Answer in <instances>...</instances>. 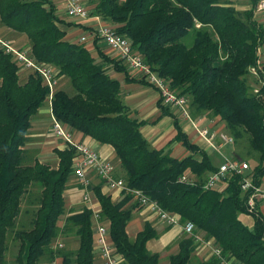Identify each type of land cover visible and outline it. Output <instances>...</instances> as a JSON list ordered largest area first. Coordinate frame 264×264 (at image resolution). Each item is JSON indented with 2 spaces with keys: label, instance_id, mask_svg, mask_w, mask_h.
I'll return each mask as SVG.
<instances>
[{
  "label": "trees",
  "instance_id": "obj_1",
  "mask_svg": "<svg viewBox=\"0 0 264 264\" xmlns=\"http://www.w3.org/2000/svg\"><path fill=\"white\" fill-rule=\"evenodd\" d=\"M250 1L243 11L229 0H91L88 8L90 16L113 24L144 63L188 99L193 116L207 113L223 122L234 143L247 137L250 150L258 156L250 176L259 186L264 176V85L254 92L247 75L249 67L256 66L264 28L255 18L258 0ZM0 23L25 35L32 56L52 65L57 76L69 79L71 95L62 89L53 93V115L71 131L112 146L129 187L141 189L161 208L176 213L182 223L192 222L194 234L202 231L225 258L238 264H264V219L259 211L247 212L250 191L241 189L243 174L232 173L214 187L204 188L207 174L217 167L205 150L190 142L161 99V115L173 118L174 135L165 146L151 147L140 131L150 121L131 116L130 107L120 98V82L108 70L123 74L126 83H149L131 73L108 48L109 53L102 50L97 38L92 44L100 62L85 43L65 39L64 26L79 25L85 31L88 27L59 18L52 0H0ZM190 34L191 43H183ZM20 68L13 55L0 48V264H5L10 230L20 240V264H39L44 254L61 258L60 264H94L91 211L85 207L67 216L62 227L58 225L64 213L63 193L74 174V150L53 148L56 167L27 159L24 145L30 119L44 103L48 88L31 70L20 82ZM173 142L189 153L172 156L167 146ZM183 175L195 183L181 181ZM32 187L38 191L31 226L15 229L22 198ZM94 195L122 264H158L159 253L146 247L148 240L157 237L150 222L134 238L127 234L132 210L123 205L131 196L114 202L100 184L94 186ZM241 214L251 216V227L242 222ZM60 234H74L77 248L54 251L52 239ZM177 245L168 264H188L197 246L193 235H183ZM217 263L210 256L199 264Z\"/></svg>",
  "mask_w": 264,
  "mask_h": 264
},
{
  "label": "built area",
  "instance_id": "obj_2",
  "mask_svg": "<svg viewBox=\"0 0 264 264\" xmlns=\"http://www.w3.org/2000/svg\"><path fill=\"white\" fill-rule=\"evenodd\" d=\"M64 6L66 15L71 19H93L95 21V25L87 33L80 36L79 42L84 43L88 38L100 40L114 55L123 60L131 73L142 77L155 87L161 103L175 110L184 118L194 129L197 136L210 148L219 151L222 146L234 143V137L231 134L223 128L216 126V124L209 125L206 122H213L211 119H206L203 116H192L188 108V99L171 89L165 79L151 70L144 63L143 58L132 50L131 42L124 35L117 33L113 27L102 22L100 17L90 16L88 5L84 0H64ZM256 11H264V0H258ZM0 48L6 53L13 55L22 68L37 73L41 77L43 84L48 88L46 100L50 109L51 131L62 142L64 147L74 150L72 157L73 173L84 190L83 201L87 204L86 208L91 211L94 250L101 257L103 264H122V257L112 247L107 221L101 217L100 208H95L92 205L88 195L91 173H94L108 189L122 191L124 194L130 195L138 204L148 207L150 212L160 222L168 226L181 225L182 231L186 235H193L197 247L202 245L210 248L211 256H214L218 260L217 264H238L235 259L225 258L217 245L212 246L211 242L201 237L198 232L194 234L195 225L192 222L186 221L182 223L176 213L161 208L155 200L150 199L141 189L129 187L124 178L115 177V166L113 163L101 157L96 150L78 140L75 133L64 126L53 115L52 97L58 77L57 71L52 65L38 62L32 56L30 49L15 48L9 41L2 38H0ZM256 64L259 65L258 60ZM251 70L256 72V67L252 66ZM247 169L248 164L246 161L226 159L214 171L207 174L203 187L206 189L214 187L216 184L225 181L227 176L232 173L243 174L241 189L243 191H250L246 201V209L249 214L256 213L258 211L257 200L264 198V189L260 185L253 184L250 172H247ZM180 180L189 182L190 184L195 183V180L190 179L188 175L181 176ZM56 247L61 248L62 244L56 243Z\"/></svg>",
  "mask_w": 264,
  "mask_h": 264
},
{
  "label": "crops",
  "instance_id": "obj_3",
  "mask_svg": "<svg viewBox=\"0 0 264 264\" xmlns=\"http://www.w3.org/2000/svg\"><path fill=\"white\" fill-rule=\"evenodd\" d=\"M229 1L237 10L238 8L245 10L251 6L250 0H229ZM53 2L56 5V13L58 17L67 21H71L70 20L71 18L69 19V17L65 13L64 0H53ZM255 18L263 25L264 28V11H256L255 9ZM81 21H82L81 25L85 27H89V29L85 31V29L82 27L79 28L75 26H70V27L64 26V29L66 30V35H65L66 40H70L71 42H79L78 40L80 36L87 33V31H89L91 27L95 25V21L93 19H86ZM0 38L9 41L14 47L16 46L15 48H19V49L22 47V45H19V43L23 39V44H24L23 48L30 49L28 40L23 34H19L3 26L1 23H0ZM86 46L88 47V49H91V47L94 48L92 42L87 44ZM100 46L101 45H99V47ZM103 47L104 48L102 47L100 48L105 52H108L107 48L105 46ZM258 61L259 64L262 67H264V43L260 46L258 50ZM27 71L29 70L21 67L18 73L19 75L20 74L25 75V72ZM27 75L28 74H26L25 77H27ZM57 77H58L57 78L58 81L65 80L64 76H57ZM113 77L118 79V81L120 82V98L122 102H124L126 105L130 107L131 116L139 121L140 120L150 121V123H146L140 128L142 135L147 139L149 145L154 148H160L165 146L166 143L174 135L173 118L169 115H161L158 106L159 94L156 91L155 87H153L151 84L143 85L139 83H126L124 81L123 74H121V76L115 75ZM25 80L26 78L24 79V81ZM263 81H264V76H263ZM71 91H72V87H71ZM66 92L68 93V91ZM44 101L47 103L46 98ZM39 109L37 113L34 116H32V118L30 119V128L28 129L27 141L24 145L26 154H29L31 151L34 154H36L35 157H39V153H38L39 148L42 147L41 145L43 144V142H41L40 136H42V134L44 133H40V132L44 130L45 134L47 133L48 122L50 120V109L48 103L46 109L47 111L45 113L40 112ZM171 112L174 115H176L182 130L187 134L190 142L195 143L198 147L205 150L209 155L211 163L215 167H218L226 159H237V160L245 161V159L242 158V156L236 150L237 143H235L234 147L230 149L229 158H226L225 154L220 152V149L219 151H215L212 148H210L202 139H200L197 136L194 129L191 127V125L184 118H182L175 110L171 109ZM199 116H203L206 119H211L213 122L206 121L209 125L215 124V122L217 121L216 118L209 117L204 114L197 115L195 117H199ZM216 126L221 128L225 127L224 123L220 121H217ZM74 133L78 140L82 141L90 148L96 150L101 155V157L113 163V165L115 166V170H114L115 177L124 178V171L120 166L119 160L116 157L112 146H110L109 144H102L94 140L90 136H84L79 132L75 131ZM59 142L60 143L58 144L60 146L57 145L56 147L63 148L64 146L61 145L62 142L60 140ZM167 149H169L170 154L172 156L178 158H181L189 153L187 150L184 149V147L179 142L171 143L169 146H167ZM56 160L58 163L57 157ZM119 174L122 175L123 177L119 176ZM72 178H74L78 182V185L71 186V183L68 182L67 188L63 193L64 213L59 217V219L61 218L62 220L61 225H59L60 227H62L67 216L73 213L80 212L83 208L87 206V204L83 201L84 190L81 184L76 179L74 174ZM98 184L101 185V191L105 194L110 195L111 200L114 202L121 201L126 196V194H124L122 191L108 189L102 184V181L94 173H91L88 195L90 197L92 205L95 208H100L99 202L97 201L94 195V186ZM260 187L264 189V176L261 180ZM123 207L130 208L132 210V218L126 226V231L128 236L130 238H134L137 232L143 228L144 223L150 222L157 232V237L148 240L146 243V247L151 252L159 253L160 258L158 264L161 263V260L163 258L165 259L163 264H168L169 255L176 253L178 250L177 241L183 235H186L182 231L181 225L168 226L160 222L158 218L150 212L148 207L138 204L132 198H130V200H127L123 205ZM257 209L264 219V198L257 200ZM239 218L247 226L249 227L252 226L253 220L250 215L241 214L239 215ZM198 234L201 237L205 238L204 233L202 231H199ZM208 241L211 242L212 246L216 245L212 239H208ZM77 246H78V241H77ZM204 247L205 246L202 245H199L198 247L196 246L194 252L192 253V257H194L197 260V263H200L201 261L211 256L210 249ZM94 264H103V261L99 256V254L97 253V251L94 252Z\"/></svg>",
  "mask_w": 264,
  "mask_h": 264
},
{
  "label": "rangeland",
  "instance_id": "obj_4",
  "mask_svg": "<svg viewBox=\"0 0 264 264\" xmlns=\"http://www.w3.org/2000/svg\"><path fill=\"white\" fill-rule=\"evenodd\" d=\"M84 1L88 5V2L91 0H84ZM238 10L243 11V9H241V8L240 9L238 8ZM70 20L72 22H75V23H80V24L82 23V21L78 20V19L72 18ZM108 25H109V23H108ZM110 25H113V24L110 23ZM75 27L80 28L81 26L77 25ZM88 29H89V27H88ZM92 40L93 39L88 38V40L84 43L87 45V44L91 43ZM191 41H192V35L191 34L182 39V42L186 43V44H190ZM99 42L100 43H98V44L101 45L100 47L104 48L103 47L104 45L102 46V42L101 41H99ZM19 45H22V47L20 49H23V47H24L23 39H22V41H20ZM89 50L91 51L92 55L95 57L96 61L100 62V59L98 58L95 49L91 47V49H89ZM251 67H249V69H248L249 72L247 75V82L253 88V91L257 92L258 89L260 88V86L264 85V81H263V77H262V76H264V68L260 64L259 65L256 64V66H255L256 72H254L251 70ZM108 73L110 74V76H115V75L121 76V74L114 73L111 68L108 70ZM26 74H29V71L25 72V75H23V74L19 75L20 82L24 81V79L26 78L25 77ZM260 75H262V76H260ZM64 78H65V80L58 81V85H57L56 89H63L65 91H68V93L71 95L72 91H71V84L69 85L70 82H68L69 79L66 76H64ZM46 109H47V103L44 101V103L41 105V108L39 110H40V112L45 113L47 111ZM203 114L207 115V113H203ZM225 131H227L229 133V131L226 128H225ZM40 133H44V134H42V136H40L41 142H43V144L41 145L42 147L39 148V152H38L39 157H35L36 154H34L33 152L30 151L29 154H26L27 159L29 162H32L34 159H38V160H41V162H43V163L49 164L51 167H55L57 160H56V155L53 152V148H55L57 145H59L58 143H60V142H59V139L57 140V138L54 136V134L51 131L50 120L48 122V130L46 133L47 135L45 134L44 130H42ZM235 143H237V146H236L237 152L242 156V158L245 159V161L248 164L247 172H250L252 170V167L254 166L255 162L258 160L257 153L255 151L250 150L251 148L249 146L248 139L245 136ZM235 143L222 146L220 148V152L225 154L226 158H229L230 149H232L234 147ZM61 145H63V144H61ZM56 148H59V147H56ZM249 150H250V152H249ZM119 176H122V175L119 174ZM72 177H73V174H71V176L69 178V180H70L69 182L71 183V186L78 185V182ZM37 191H38V187H32L30 189V192L24 194V196L22 198V202H21V210H20V213L16 219L15 229H23V228L27 229L31 226V221L34 218V212H35V208H36L35 204H32V203H34L33 201L35 200V198L33 199V197H34V194L37 193ZM61 223H62V220L60 218L58 220V225H61ZM77 241H78V239L76 236H74V234H70V235H66V236L60 234L56 238L52 239L51 246H52V249L54 251H56L57 249L74 250L77 247ZM56 243H61L62 247L57 248ZM19 248H20V240L15 237L14 230H10L8 232L7 241H6L5 264H20L18 259H17ZM204 248H208V247H204ZM208 249H210V248H208ZM164 260L165 259L163 258L161 260L160 264H163ZM60 262H61V258L56 257V258L51 259L49 254H44L39 260V264H60ZM188 264H199V263H197V260L191 256V259L188 262Z\"/></svg>",
  "mask_w": 264,
  "mask_h": 264
}]
</instances>
